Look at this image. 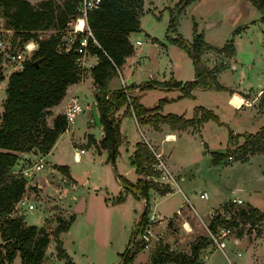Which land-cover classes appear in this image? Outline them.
<instances>
[{
  "label": "rangeland",
  "instance_id": "rangeland-1",
  "mask_svg": "<svg viewBox=\"0 0 264 264\" xmlns=\"http://www.w3.org/2000/svg\"><path fill=\"white\" fill-rule=\"evenodd\" d=\"M178 1L142 0L143 8L141 19H139L142 31L131 35V44L136 54L135 57L124 63L121 69L123 77L129 76V72H134L135 74L136 72H143L150 78L151 73L156 75L157 82L169 80L171 77L182 82L194 78L191 59L183 50L173 45L166 36L170 12ZM207 24H211V27L206 28ZM193 27H195L197 34H201L204 43L212 48L222 49L226 44L230 45L231 47L228 49H231V54H235L233 62L236 61L239 66L242 65L241 69L239 68L237 71L231 70V66H229L228 72L223 71V73H220L222 69L228 68L229 62L216 61L218 54L213 50H208L201 62L203 65L210 66L211 62L208 58L212 55V61H215L216 65H212L213 67L210 70L216 69L219 71L221 76L219 82L225 83V85L230 87L239 86L241 89L244 88L246 92L250 89L256 91L261 85L260 82L264 81L263 15L247 0H191L177 15L175 31L181 38L190 42L193 38ZM0 33L6 43L5 49H0V74L4 77V80L0 82L1 112V104L5 98L7 76L17 67L14 65V59L11 58L17 48L16 44L12 46L11 43L13 32L5 29L1 14ZM51 33H53V30H46L38 32V35L41 38H45ZM18 39L19 37L17 41ZM135 39L139 40L141 45H135ZM223 53V55H226V51ZM145 80H147L146 83L150 82L144 76L139 78V81L143 82V84H146ZM90 85L91 83L88 79L85 82V88L88 90ZM177 93L178 90L176 91V89L160 87L154 89L151 87L144 89L142 92L131 93L132 95L130 94V96L137 99L144 107L151 108L160 99L165 100L168 98L169 101ZM222 96L223 94L211 87L208 90L197 92L193 99L189 97L181 102H168L167 104L166 100L164 103L166 105L163 106V104V108L161 107L162 114H184V117L188 118L192 116L191 110L194 106H203L205 104L207 109H211L219 117L221 123L210 121L204 126L201 136L185 137L176 144H164V148L170 150L175 147L176 149L173 150L174 157L180 156L178 158L180 163H188V170L186 169L187 179L185 183H180V188L190 199L191 204H193L199 214L205 210L206 205L210 202L209 200L202 201L197 198L198 192L205 190L209 199L215 197L216 201L214 202L221 203L251 192L258 208L264 215V154H255L249 157L247 162H235L228 166L222 163L214 165L211 162L210 154H205L202 144H199V141L202 140L208 145L209 150L224 152L228 130H231L234 134L254 133L260 126L264 125V116L261 118L255 116L253 110L236 112L231 109L230 111L228 105L221 101ZM241 100L240 96L233 94L229 97L228 103L232 107L238 108L243 105ZM81 104L83 112L74 116L68 130L61 134L53 147H51L49 155L41 158L42 154L38 152L36 154H18V159L10 168V174L24 179L25 187L21 198H25L26 201L21 202L18 207L16 206L17 208H15V205L20 201L15 203L8 217L15 218L20 213H23L25 219L22 222L25 225L38 226L45 216L41 227L49 234V239L51 240V243L45 249V256L48 260L51 258V252L54 251L55 244H53V240H56L54 236V228L57 225L56 219L61 218L68 222L75 217L71 228L65 234H59L61 237L57 236L63 242V249L70 257V260L74 264H120V254L123 252L131 232L135 230L143 205L140 200L131 195L121 201L126 193L123 190L122 192L118 191L119 193L116 191L117 184L114 174L116 172L124 175V172L130 168L127 153L122 149L121 146L123 144L120 142L114 162L111 164L108 161L107 151L100 155L97 145L88 146L87 136L91 135L98 138L102 130L89 121L87 111L84 108L85 103L81 102ZM216 106H218V109L215 110ZM50 120V116L45 119L46 125L49 127L51 126ZM122 124L124 130H120L121 125L119 127L121 136L126 137L127 140L138 138V131L131 119L128 118ZM237 141L241 143L242 138ZM178 146L181 148H177ZM187 146L189 147L187 148ZM79 149H83L85 152L79 154V159L74 161L73 154L75 151L78 152ZM156 154L158 155V153ZM39 158H41L40 162L42 164L40 170L31 171L30 174L29 169V175L26 176L20 173V170L28 169L32 164L37 163ZM61 166L67 167V175L62 174L58 170V167ZM69 173L83 175L87 180L84 183L76 184L70 178ZM133 175L134 173L132 172L130 175H124V177L129 178L133 177ZM199 176L202 177L200 178ZM156 182L161 184L157 180ZM164 186L169 190L168 186L161 185V187ZM105 189L109 192V195H114L109 196L106 193V197H104L108 204H112V207H110L111 210L107 216L99 213V210L95 212L98 213L99 221L97 225L99 228L101 227L102 240L100 238L94 240L91 235L85 233L83 216L82 214L74 213L76 211L74 205H76V201L83 197L89 201V194L94 190L104 191ZM216 190L223 191V193L218 195L220 199L216 198ZM172 192L173 194L167 196L160 203H158L159 198L153 196V199L156 198V206L153 207L151 199L148 210H164L167 220L173 218L176 209L181 207L183 200L180 194L174 192V190ZM131 194L135 196L136 193L132 192ZM193 197L198 199L199 202L195 201V199L193 200ZM28 204L32 205L31 209L27 208ZM221 205L215 208L218 209ZM185 210L187 209L184 207L182 211L185 212ZM185 213L182 216L193 223L194 218ZM176 217L178 219H171L170 232L167 236H176L186 240L189 236H182L180 231L177 230L182 220L179 218L180 216ZM103 218L105 220L100 223ZM163 220L164 222L158 224V226H151L152 229L150 228V230L153 235H155L157 229L164 227V223L167 220L164 218ZM238 220L242 222L241 217H238ZM254 222L258 226L256 235L249 239H243L241 258L235 257L233 252H230V248H228L227 254L233 264H264V217H255ZM194 230L202 238L205 236V231L198 222L195 224ZM195 239L197 240L198 237ZM194 240L184 243L183 249L189 252L191 243ZM148 251V249H144L134 260L132 259L130 264H141L146 261ZM73 252H75L74 255H72ZM212 259L217 264H226L219 253L213 254ZM12 262L11 264H20L18 255ZM45 263L48 264L46 261L43 264ZM51 264L63 263L54 260Z\"/></svg>",
  "mask_w": 264,
  "mask_h": 264
},
{
  "label": "trees",
  "instance_id": "trees-1",
  "mask_svg": "<svg viewBox=\"0 0 264 264\" xmlns=\"http://www.w3.org/2000/svg\"><path fill=\"white\" fill-rule=\"evenodd\" d=\"M80 0H39L31 4L27 0H0V14L4 20L6 30L13 32L11 43L21 46L28 41L36 42V49L32 55L22 62L19 71H13L7 76L5 98L0 112V264H11L18 254L20 264H41L44 250L49 241V234L43 227L25 225L19 219L9 218L13 205L24 193L25 181L19 176L10 174V168L18 159V154L33 153L46 154L55 143L58 136L67 127L63 114L56 115L47 126L45 119L48 108L57 105L65 94L66 87L78 82L82 70L77 65V41L67 51L59 49L60 38L67 23L76 14V7ZM191 0H179L170 12V19L166 30L169 41L183 50L191 59L194 78L185 82L169 79L164 82H149L140 86L141 90L152 86L176 89L181 97H191L194 88L208 89L210 87L221 90L215 77L218 70L207 69L201 62V55L205 50H213L221 55L231 52L230 45L222 49L212 48L202 40L201 34L195 32L190 42L181 38L175 31L176 18L180 10ZM264 17V0H247ZM142 0H100L97 8L89 11L86 16L87 25L97 46L88 39L87 53L95 55L97 62L90 68V75L96 89L94 101L102 129V138L96 143L91 135L86 140L89 145L107 151L108 161L110 150L113 148L112 163L117 154V147L121 142L119 119L115 113L123 109L124 114L134 117L138 124H150L155 129L158 123H165L173 129H182L188 126L199 125L208 120L218 124V117L209 109L200 106L193 108V114L186 119L174 114L161 115L159 110L166 102L160 99L151 107H143L129 92L133 85L124 88L109 90L108 83L118 76V68L125 58L134 52L128 41V35L137 32L140 28L139 17L142 13ZM53 30L45 38H38V32ZM19 37L18 41L17 38ZM156 43H158L156 41ZM34 61L37 64H34ZM4 77L0 74V82ZM243 102V99L241 100ZM258 105L264 106V91L259 96ZM242 142L238 143V139ZM264 153V125L254 133L234 134L227 133V143L224 152H212L211 162L216 165L221 161H245L250 155ZM156 158L149 147L139 142L132 154L131 164L142 176L131 183L124 177L116 175V179L124 192H134L135 196L148 200L150 188L159 192H167V187L159 185L151 178L157 176L153 170ZM58 170L67 175V167H58ZM119 202V201H118ZM248 217H261L255 209L247 207ZM147 208L144 207L131 232L123 252L120 254V264H130L137 252L145 247V242L138 239L142 228L148 224ZM239 216L244 214L239 210ZM73 219L66 222L57 218L54 228L55 255L64 259V264H72L64 253L61 241L57 236L66 232ZM205 244L204 238H199L193 244L189 254L168 251L167 247L159 246L150 256L149 264H199L196 262L200 247Z\"/></svg>",
  "mask_w": 264,
  "mask_h": 264
},
{
  "label": "crops",
  "instance_id": "crops-1",
  "mask_svg": "<svg viewBox=\"0 0 264 264\" xmlns=\"http://www.w3.org/2000/svg\"><path fill=\"white\" fill-rule=\"evenodd\" d=\"M29 2L31 4H34L37 1L31 2L29 0ZM139 19H141V15H140ZM210 27H206V28H210ZM138 31H142V29L139 28ZM133 33H136V32H132V33H130L128 35V41L130 43L132 42L131 35ZM134 44L135 45H141V42L139 40L135 39L134 40ZM133 49H134V47H133ZM207 51L208 50H205L202 53L201 60H202L203 57L206 56V52ZM231 52L227 54L228 56L223 55V54H221V55L218 54L217 55V59L214 57V59H216V61H219V62L221 61L223 63L224 62L225 63L229 62L228 68L222 69L220 71V73H223V71L228 72L229 66H231L230 67L231 70L233 69L235 71H237L242 66V65L239 66L236 61L233 62V57H235V54H231ZM135 54H136V51L134 49L133 54L130 55V56H128L127 58H125L124 63L127 60H129L130 58L135 57ZM230 54H231V56H230ZM208 59L211 62L210 66H206V65H204V66H206L210 70L214 65H216V62L215 61H212V55H210ZM229 59H231V60L229 61ZM96 62H97V58H96L95 55H91L89 53L85 54V56L82 58V62H81V66H80V69L82 70V75H81L80 80L78 82L74 83V84H71V85L67 86L66 87V90H65V94H64L63 98L60 100V102L57 105L48 108V117L50 116V119H51L50 120V123H52V120H53V118L56 115L63 114L64 111H65V109H66V107L68 105H72V104H75L76 107L78 108V111L75 112L74 115H73V119H74V116L77 113L83 112V108H82L81 102L83 104L85 103V107L84 108L86 109L85 111H87V116H88V119H89L90 108H91V106L93 104H95V101H94V91H96V89H95V87L93 85V81H92L91 75H90V68L93 65H95ZM124 63L118 68V76L112 78L110 80V82L108 83V89L109 90H116V89L124 88V87L129 86V85H133L134 86V89H132L129 92V95H130L131 93H136L137 91L138 92H142L144 90V89L141 90L139 88L140 86H143L144 85L143 82L139 81V78H143V76L145 77V79H149L150 82H157V80H156L157 76L154 75L153 73H151V78L149 76H147L143 72H136V74L134 72H129V76H127L126 78L123 77L122 76L123 74H122L121 69H122ZM220 78H221V76L218 73L216 80H217L218 84L222 88H221V90H216V89L215 90L217 92L223 94L221 101L224 104L228 105L230 111H231V109H233L236 112H240L242 110H248V111L253 110L255 116H258L259 118H261V117L264 116V106L263 107H260L258 105L259 96H260L261 92L264 91V81H261L260 82L261 85L256 89V91L250 89V90H248L246 92L244 88L241 89L239 86H235V87H232L231 86L230 87L228 85H225V83H220L219 82L220 81ZM88 79L90 80L91 85H90V87H88V90H87L85 88V82ZM170 79H173V80H175L177 82H180L179 80L174 79L173 77H171ZM6 81H7V79H6ZM164 81H167V80H164ZM164 81H158V82H164ZM146 82H147V80H145V83ZM152 88L156 89L157 87L156 86H152ZM210 88H208V89H210ZM208 89H200V88H197V87L194 88V89H192L191 90V99L195 98L197 92L205 91V90H208ZM90 92L92 93V95H91ZM233 94H237L238 96H240L243 99V105H241L240 107L236 108V107H232L228 103L229 97L231 95H233ZM180 95H181V93L178 91V93L175 94L174 97L170 98L169 101H168V98L165 99V100H167L166 104L168 102H181L185 98H189V97H181V98L178 99L177 97L180 96ZM166 104H164L163 106H165ZM163 106H161V107L163 108ZM197 106H200V107H203V108L207 109L205 107L206 106L205 104H203V106L202 105H197ZM194 107H196V106H194ZM162 108L159 110V113L161 115H166V114H162L161 113ZM193 108L191 110V114H193ZM123 109L124 108H120L115 113V116L119 119V127L121 125V129L120 130H124V128H122V125H123L122 122L126 121L129 118V119L132 120V123L134 124L135 128L138 131V138H134L133 140H127L126 137L121 136V144H123V146H121V147H122L123 150L126 151L127 157H128V163L130 165V168L128 169V171H125L124 172V175H130L132 172L134 173V175H133V177L127 178V177H124V175H120V174H118V173L115 172L114 178H115V182L117 184L116 191L117 192L118 191L119 192H122V187L117 182L116 175H119V176L124 177L126 180H128L131 183H134V182H136L137 179L142 178V176L136 172L134 165L131 164L132 154L135 151L136 144L139 143V142L145 143L149 147V149H150L151 152L158 153V155L160 154L159 156H160L161 161L163 162V165L172 174V176L176 179V184H177V186L179 188V191H177V189H171L173 187H169V190L167 192H164V193L159 192V191H156L155 189L150 188L149 191H148V200H147V202L144 199H141L139 197H136V196L132 195L131 192H127V193L125 192L126 194H124V197L122 198L123 200H121V201H124L128 195H131L134 198H137L138 200L141 201V203L143 205V209H144V207H146L148 205V207H146L147 208V218L152 217L154 219L152 221L149 220V222H148V228H149V231H150V236H149V240H148L147 244L145 245V247L142 250H140L139 252H137V254L133 258V260L144 249H148L149 251H148V254H147V260L144 261V262H142L141 264H149L150 256L154 253V251L159 246H165V247H167L168 250H171V251L176 252V253L189 254L190 253L191 246H193V244L195 242H197L199 238L202 237V236H199V234L197 235L195 233V230H194L195 224L198 222L199 225H200L201 224V220L202 221H207V216H208L209 212L211 210H216L215 207L221 205L223 202L222 203L221 202H214V201H216L215 200V197H212L213 199H209L208 194H207V198L206 199H200L198 197V194H197V198L199 200H202V201L209 200L210 201L206 205L205 210L202 213L199 214L195 210L193 204H191L190 199L183 193L182 189L180 188V183H185L186 182V179H187L186 169L188 170V163L187 164L184 163V162L183 163H180L178 161V158L180 156L174 157L173 150L176 149V148L173 147L170 150H166L164 148L165 147L164 144H167V145L176 144L179 140H183V138H185V137L186 138H191V137H195V135L201 136V132H202L204 126L208 122H210L211 120H208L206 122H203V123H201L199 125L188 126V127L182 128V129H173V128H170V126L167 125V124H165V123H158V125H157L158 128L155 129L150 124H142L141 125V124L136 123V121H135V119H134L133 116H131L129 114H124L123 113ZM214 109L215 110L218 109V106H216V108H214ZM209 110H211V109H209ZM236 112H235V114H236ZM167 114H173V113H167ZM174 115L184 117V114H174ZM190 117H188V118H190ZM184 118H186V117H184ZM188 118H186V119H188ZM73 119H72V122H73ZM218 120H220L219 117H218ZM72 122L67 123V127H66V129H65L64 132H66L68 130L69 124H71ZM212 122H214V121H212ZM98 129L102 130L101 128H98ZM63 133H61V134H63ZM60 135L58 136V138L60 137ZM168 136H172V139H168ZM93 138H95V137H93ZM101 138H102V131H100V137L95 138L96 143H98L101 140ZM186 142H188V141H186ZM199 144L200 145L202 144L205 154H211L212 152H220V151H212V150H209L208 145L205 143V141H202L201 140V141H199ZM179 146L177 148H181ZM188 147L189 146H187V148ZM201 149H202V147H201ZM99 150H100V155H102V153H105L104 152L105 150L100 149V148H99ZM50 152H51V150L48 153H46V154H42V157L41 158H44L45 156L49 155ZM75 152H77V151H75ZM260 154H264V153H260ZM253 155H255V154H253ZM253 155H250L249 157H251ZM78 157H79V155H78ZM249 157L247 158V160L242 161V162H247L248 159H249ZM41 158H39V159H41ZM235 162H241V161H230V160H228V161H221L218 164L222 163L223 165L228 166V165H231V164H233ZM189 164H192V163H189ZM218 164H216V165H218ZM199 177L201 178L202 176H199ZM86 180L87 179L85 177L84 182ZM158 185L161 187L162 184H158ZM172 190H174V192L180 194L181 197H182V200H183L182 201V204H181V207L179 209H176V212L174 213L175 216L173 218L178 219V217H176V216H180L179 218H181V220H182L180 222V224L181 223L182 224L181 225L180 224L178 225L177 230L180 231V234L182 236H185V235L186 236H189V238H187L186 240H183L182 238H177L176 236H174V237H172L171 235H168L167 236V234L170 232V227H171L170 222H171V219H173V218H170L169 220H167L166 214H164L166 212H164V210L163 211L160 210V209L155 210V211L154 210H151V211L148 210L149 209V203H150L151 199L153 201V207L156 206V203H155V199L156 198L153 199L152 198L153 196H156L157 198H159L158 203H160L167 196L173 194ZM93 192L89 194V197H90V200L89 201L86 200V198H84V197L83 198H80L79 201H76L77 203H76V205H74L75 206L74 208H75L76 211H74V213H76V214H82V216H83V222H84L83 227L85 229V233L91 235V237L94 240L95 239L98 240L99 238L102 240V238H101V232H100V228L101 227L99 228L98 225H97V222L99 221V219H98V213H95V212H98L97 210H99V213L106 214V216H107L108 212L111 210L110 207H112V204H108V202L105 201V198L104 197H106V193L109 195V192H107L106 189L104 191H102V190H94ZM199 192H205V190H201ZM118 193H117V195H118ZM221 193H223V191H221V190H216L215 191V195H216V198L217 199H220L218 197V195H220ZM109 196H114V195H109ZM234 198L240 199L242 201V203H243L242 205L244 207H246V208L247 207H251V208H253V209L256 210L257 215H260L262 218L264 217L263 213L261 212V210L258 208V206L256 204L257 202H256L255 198L253 197V195H251V192L244 193L241 197H234ZM194 199L195 198L193 197V200ZM198 199H195V201L199 202ZM121 201H119V202H121ZM186 201L188 202V204H186ZM227 201H229V199ZM227 201H225V203ZM20 203L21 202H18L17 205H15V207L16 206L18 207ZM115 203H118V202H115ZM225 203H223L221 206H223ZM184 207L187 209V210H185V212L187 214H189L192 218H194V222L193 223L190 222L188 219H185L182 216V214L185 213V212L182 211ZM78 208H80L79 211H77ZM178 211H179V213L177 214ZM197 215L200 218H198ZM44 218H45V216H44ZM44 218H43V221H44ZM163 218L165 220H167L164 223L165 224L164 227H162L161 229H157V232H155V235H153L152 232H151V230H150L151 226L152 227L153 226H158V224L164 222ZM203 218H205V219H203ZM24 219H25V217H24ZM24 219L22 221H24ZM103 220H105V218H103L102 220H100V223H103ZM43 221L38 226H42ZM73 221H75V217L73 218V220H72V222H71L68 230L73 225ZM201 226H202V224H201ZM202 228H203V226H202ZM66 232H62V233H60V235L65 234ZM98 233H100V234H98ZM60 235H59V237H61ZM196 237H198L197 240L195 239ZM59 240L61 241V239H59ZM193 240H194V242L191 243L189 252H187L186 249L184 250L183 249L184 243H186L188 241H193ZM53 242H54L53 244H55V240H53ZM50 243H51V240L49 239L47 245H49ZM0 244H2V240H1V243ZM61 244H62V248H63L64 245H63V242L62 241H61ZM45 249H47V248H45ZM45 251L46 250H44V255H43V258L41 260V264H43L45 261L48 264H51V263L54 262V260H58V262H61V263L64 264V259H59L55 255V253H56V251H55V245H54V251L51 252V258L49 260L45 256ZM64 253L66 254L65 250H64ZM74 254H75V252H73L72 255H74ZM66 256L70 260V257L67 254H66ZM18 257H19V255H18ZM70 262L72 264H74L73 261L70 260Z\"/></svg>",
  "mask_w": 264,
  "mask_h": 264
},
{
  "label": "built area",
  "instance_id": "built-area-1",
  "mask_svg": "<svg viewBox=\"0 0 264 264\" xmlns=\"http://www.w3.org/2000/svg\"><path fill=\"white\" fill-rule=\"evenodd\" d=\"M100 0H80L76 7V14L74 17L67 23L65 30L60 38L59 49H63L65 51L69 50L73 43L77 41V47L75 48L76 53L79 57L76 59L77 65L80 67L82 58L87 54V44L88 39L92 40V43L97 46L96 41L93 39L92 33L87 25L86 16L87 13L99 5ZM46 31V30H45ZM40 39L41 37L38 36ZM16 51L12 54L11 58L14 59V65L16 69L14 71H19L22 67V62L29 58L33 51L36 49L35 41H28L23 43L21 46L16 45ZM6 47V43L4 42L1 33H0V49L4 50ZM78 111V108L75 104L68 105L63 113L66 122H72L73 115ZM84 152L83 149H79L78 152H74V161H77L79 154ZM156 158V163L153 164V170L157 172V176L151 178V180L159 181L161 184L166 185L168 187H174L179 191V188L176 184V179L172 176V174L165 168L161 159H159V155L153 153ZM41 159H38L37 163L32 164V166L28 167V169L20 170V173L23 176L29 175L31 171H38L41 167ZM31 174V173H30ZM198 197L200 199H206V192H199ZM20 202H25V198H21ZM186 204L188 202L186 201ZM242 201L240 199L232 198L228 203L219 207L216 210H211L207 216V221H202L201 224L205 231V244L199 248L196 262L199 264H217L213 259L212 255L215 253H219L221 257L225 260L226 264H233L231 259L227 254L228 248H230V252H233L234 256L237 258H241L242 252V241L244 238L249 239L256 235L257 231V223L254 222V218H249L247 208L242 205ZM17 208V207H15ZM28 209L32 208L31 204L27 205ZM239 210H241L244 214V218L241 217L242 222H239ZM179 211L177 212V214ZM198 218H200L197 215ZM236 217V218H235ZM149 220H154L152 217L148 218ZM150 236V231L148 228V224H146L141 232L138 235V239L143 240L145 245L147 244ZM173 252L171 250H168Z\"/></svg>",
  "mask_w": 264,
  "mask_h": 264
},
{
  "label": "water",
  "instance_id": "water-1",
  "mask_svg": "<svg viewBox=\"0 0 264 264\" xmlns=\"http://www.w3.org/2000/svg\"><path fill=\"white\" fill-rule=\"evenodd\" d=\"M210 26H211V24L206 25V27H210ZM34 64H37V62L34 61ZM89 121L92 122L96 127L101 128V124L99 121V117H98V113H97L95 104H93L90 108ZM109 155H110L109 162L112 163V161H113V159H112L113 148H111ZM69 176L72 179V181H74L76 184H81L85 180V176H83V175H74L72 173H69ZM79 210H80V208L77 209V211H79ZM24 217H25V215L23 213L19 214V219L21 221L24 219Z\"/></svg>",
  "mask_w": 264,
  "mask_h": 264
},
{
  "label": "bare ground",
  "instance_id": "bare-ground-1",
  "mask_svg": "<svg viewBox=\"0 0 264 264\" xmlns=\"http://www.w3.org/2000/svg\"><path fill=\"white\" fill-rule=\"evenodd\" d=\"M168 139H172V136H168ZM76 157H78V156L76 155Z\"/></svg>",
  "mask_w": 264,
  "mask_h": 264
}]
</instances>
